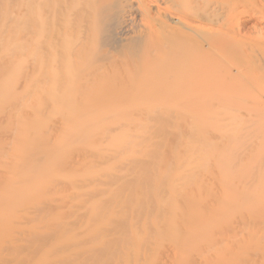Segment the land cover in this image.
Returning <instances> with one entry per match:
<instances>
[{
  "label": "bare ground",
  "instance_id": "1",
  "mask_svg": "<svg viewBox=\"0 0 264 264\" xmlns=\"http://www.w3.org/2000/svg\"><path fill=\"white\" fill-rule=\"evenodd\" d=\"M249 94L264 0H0V264H264L257 143L187 103Z\"/></svg>",
  "mask_w": 264,
  "mask_h": 264
},
{
  "label": "rangeland",
  "instance_id": "2",
  "mask_svg": "<svg viewBox=\"0 0 264 264\" xmlns=\"http://www.w3.org/2000/svg\"><path fill=\"white\" fill-rule=\"evenodd\" d=\"M246 6H247V9H249L251 12L256 8V5H255V3L254 2H246V4H245ZM251 16V15H250ZM249 15H247L246 17H244L245 18V21L247 20V25H246V28H245V30H244V32H245V38H244V40H248V39H251V40H253V39H260V38H257L258 36H256L257 34L254 32V30H251V32L249 33V32H247V31H249L254 25H255V23H256V21H257V18L254 16V17H250ZM249 18H251L250 20H248ZM244 20V19H243ZM249 21V22H248ZM246 32H247V34H246ZM254 41V40H253ZM31 56V58H32V55H30ZM258 84V83H257ZM35 89H36V85H34L33 87H32V93L34 94V91H35ZM254 97V98H253ZM253 98V99H252ZM255 98H256V95L255 94H249V95H247L245 98H243V100H242V103H241V100H238V101H232V102H230V101H228V100H226V99H224L225 101H223L222 100V98H219V100L217 99V100H215L214 101V99H212V102H210V100H209V102L210 103H213V105L212 104H210L209 103V107H208V105H206L207 103H208V101H206V104H205V101H203V103H200V101H199V104L200 105H197L198 103L196 102V106H195V104L194 105H191V103L189 104V102H187L188 103V105L190 106V107H192L193 106V108H196V109H198V107H199V109H204V108H209V109H211L212 111H210L211 113L209 114V116L210 115H213V116H210L209 117V119H211L210 121H212L211 123H209V126L211 125V124H213V122H214V124H213V126L215 125V124H219V122H218V120L217 119H221L222 121H224V122H222L223 124H227L229 121V123H228V126H233L234 127V131L232 130V133H230V134H235V135H237V137H238V135L239 134H241V132L243 131V133L241 134L242 136H240L239 135V137H238V139H241L242 137H244V135H248V136H251L250 134H252V137H249L250 139H255V142L257 143L256 144V147H257V154H256V156L258 157V159H261L262 160V158L264 159V116H257V117H259V119L257 118V117H255V116H250L251 117V119H250V117L248 116V117H244V116H241V115H239L238 113H236L235 111H232L233 109H235L236 110V106L238 107L239 105H240V107H242L241 106V104H243V101H244V104H245V99L248 101L249 100V102H250V104H251V102H254V101H252V100H255ZM216 99V98H215ZM251 100V101H250ZM162 102H159V100H156V101H152V102H154V104L155 103H157V104H161L162 106H157L156 104L154 105L152 102H148V103H150V105L152 106V110H150V108L151 107H148L149 106V104L147 103V102H143V103H141V104H139V105H132L131 107H132V109H130L129 107V109L132 111L133 109V113L132 114H135V110L137 111V109L136 108H138V106H139V108L140 107H142V109H143V106L145 105V106H147L146 108H145V106H144V108L145 109H147V111L144 109V110H140L139 108H138V111H137V115H133L135 118H136V121H138L139 120V122H135L133 119H134V117L131 115V117L133 118H131L128 114H130V113H128V112H131V111H129L128 110V108H125V113L129 116V118L130 119H132L133 121H132V125L134 124V125H139V124H147V125H151V126H154L155 128H156V131H159V129H161V128H163L162 130H164V129H166L169 125L168 124H164V123H168V120L167 121H164V120H166V118L167 117H169V115H174V113L173 114H168V113H164V114H168L167 115V117H166V115L164 116L163 115V117H165L164 118V120H163V122L162 121H156V119L158 118L157 116L159 115L158 113H160V112H158V111H161L162 110V107H164V108H166L167 107V105L169 106V104L171 105L170 107H171V109H172V106H173V101H172V104L170 103V102H165V101H163V100H161ZM166 103V106H165V103ZM202 102V101H201ZM249 102L247 103V104H249ZM164 103V104H163ZM178 103L179 102H177V106H178ZM185 104H186V102H184ZM153 104V105H152ZM180 104V103H179ZM193 104V103H192ZM203 104H204V106H203ZM246 104V105H247ZM141 105H143V106H141ZM182 105H184L183 103H182ZM202 105V106H201ZM216 105L218 106L217 108H218V110L216 109ZM234 105V106H233ZM236 105V106H235ZM133 106H134V108H133ZM153 106L155 107L154 109H153ZM177 106L175 105V103H174V107H173V109L174 108H177ZM207 106V107H206ZM243 106H245V105H243ZM157 107V108H156ZM159 107V108H158ZM170 107H169V109H170ZM181 107H183V106H181ZM186 107H188V106H186ZM149 108V109H148ZM185 108V107H184ZM159 109V110H158ZM173 109H172V112H173ZM186 109V108H185ZM188 109H189V107H188ZM191 109V108H190ZM215 109H216V112H217V114H215L216 112H215ZM226 110V113H225V111L224 110ZM228 109V110H227ZM128 112H127V111ZM156 112H155V111ZM158 110V111H157ZM222 110H223V112H222ZM142 111V112H141ZM145 111H146V114H145ZM148 111H150V112H148ZM215 112V113H212V112ZM221 111V112H220ZM139 112H141L142 114H140ZM154 112V114L155 115H157L155 118L154 117H152L153 116V114H151V113H153ZM171 112V113H172ZM230 112V113H229ZM123 113V112H122ZM150 113V114H149ZM221 113V114H220ZM125 114V115H126ZM220 114V115H219ZM224 114H226V115H224ZM229 114V115H228ZM232 114V115H231ZM123 116H124V114H122ZM138 115H140V116H142V119H140V117L138 116ZM149 115H150V118H149ZM222 115V116H221ZM237 115H239L241 118H240V120H239V116H237ZM109 116V115H108ZM117 116H119V114H117ZM121 116V115H120ZM119 116V117H120ZM122 116V118H124ZM128 116H127V118L126 119H128L127 121L126 120H124V119H122V118H120L121 120H123L124 122L126 121V122H128V121H130V119L128 118ZM136 116H138V117H136ZM145 116V117H144ZM147 116V117H146ZM171 116V118L169 119V120H174L173 118H175V115L172 117ZM217 116H219V118L217 117ZM224 116V117H223ZM233 116H235V117H233ZM126 117V116H125ZM217 117V118H216ZM221 117V118H220ZM118 118V117H117ZM138 118V119H137ZM151 118H153L152 119V121H149V119L151 120ZM238 118V119H237ZM109 119V118H108ZM112 119V118H111ZM119 119V118H118ZM119 119V120H120ZM168 119V118H167ZM209 119H208V121H209ZM227 119V120H226ZM229 119V120H228ZM232 119H234V120H232ZM243 119V120H242ZM253 119H255V122H257V126H255L254 127V125H255V122H253ZM110 120V119H109ZM216 120V121H215ZM248 120H250V121H248ZM143 121H145V122H143ZM149 121V122H148ZM171 121H169V123L171 122ZM209 121V122H210ZM225 121H226V123H225ZM238 121H241V123L239 122L238 123ZM122 122V121H121ZM124 122H122V123H124ZM134 122V123H133ZM159 123V125L161 126L162 124L163 125H165V126H162V127H160L159 125V128L157 127V124L155 125V123ZM232 122V123H231ZM249 124H251V125H249ZM154 123V125H152ZM160 123H162V124H160ZM247 123V124H246ZM254 125H253V124ZM126 124H128V123H126ZM130 124H131V122H130ZM222 124V125H223ZM236 124V125H235ZM246 124V125H245ZM245 125V126H244ZM167 126V127H166ZM246 127V128H244V127ZM250 126H252V129L254 128H256L254 131L255 132H257V134H255V132L253 131V130H251V132H253V133H249L250 131H248V130H250L251 128H250ZM153 127V128H154ZM235 127H237V129L235 128ZM155 128L153 129V130H155ZM242 128H244V129H242ZM246 129V130H245ZM136 131L137 130H139V128L138 129H135ZM161 130V131H162ZM239 131H240V133H239ZM245 131V132H244ZM246 131H248V133L246 132ZM260 131V132H259ZM231 132V131H230ZM234 132V133H233ZM236 132V133H235ZM235 135L234 136H232L233 138H232V141H233V139H235L236 137H235ZM255 135V136H254ZM260 135V136H259ZM255 137V138H254ZM258 138H260V139H258ZM248 139V138H247ZM246 139V140H247ZM252 139V140H253ZM236 140V139H235ZM243 140H245L244 138H243ZM240 141V140H239ZM241 141H242V139H241ZM237 142V141H236ZM232 143H234V145L233 146H237V144H238V149H240V146H241V143H239V142H237L236 144H235V141H233ZM243 143V142H242ZM259 144H261V145H259ZM234 147V148H236L235 150H237V147ZM260 148V149H259ZM238 152V151H237ZM259 155V156H258ZM262 156V157H261ZM260 160H258L257 161V163L259 162ZM261 162V161H260ZM255 163L256 162H254V165H255ZM256 163V164H257ZM263 163H264V161H262V163H260V164H258V166L256 165V167H258V169H259V165L261 166H263L264 167V165H263ZM252 169L254 168V167H252L253 165L251 164V165H249ZM251 168H249V170L251 171ZM260 168H262V167H260ZM263 169V168H262ZM249 170H247V172L249 171ZM255 170H257V168L255 169ZM255 170H253L252 172L254 173L255 172ZM264 170V169H263ZM260 171L261 172H263L262 170H258V172L257 173H259L263 178H264V173H260ZM245 173V176H246V174L248 175L249 173ZM257 173H256V175L255 176H257ZM259 174H258V177H259ZM261 177V178H262ZM261 178H259L258 180L259 181H261L262 179ZM264 180V179H263ZM258 181V184L260 185V188H259V185L257 184L256 185V188H259L260 189V191H261V187H262V192H261V195L259 194L260 193V191H258L259 189H257L256 191L257 192H259L258 193V195L257 194H255V202H256V200L259 202L261 199L262 200H264V192H263V190H264V185L262 184L261 185V183ZM264 182V181H263ZM260 195V196H259ZM259 196V197H258ZM253 197H254V195H253Z\"/></svg>",
  "mask_w": 264,
  "mask_h": 264
}]
</instances>
